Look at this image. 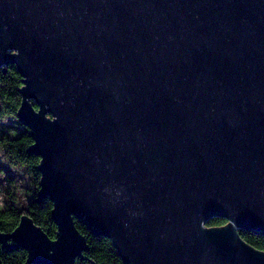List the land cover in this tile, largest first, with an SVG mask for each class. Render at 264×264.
<instances>
[{"label": "water", "instance_id": "obj_1", "mask_svg": "<svg viewBox=\"0 0 264 264\" xmlns=\"http://www.w3.org/2000/svg\"><path fill=\"white\" fill-rule=\"evenodd\" d=\"M11 63L57 233L2 247L74 264L76 218L124 264H264V0H0Z\"/></svg>", "mask_w": 264, "mask_h": 264}, {"label": "trees", "instance_id": "obj_2", "mask_svg": "<svg viewBox=\"0 0 264 264\" xmlns=\"http://www.w3.org/2000/svg\"><path fill=\"white\" fill-rule=\"evenodd\" d=\"M21 87L22 77L16 65L0 66V233L12 232L20 217L27 214L50 239H55L57 227L51 219L53 204L47 196H39L40 157L29 152L33 139L16 115L22 98ZM73 221L87 244L82 257H77L74 264H124L110 237L96 235L81 219ZM226 223L223 217L215 216L206 226ZM239 235L254 248L264 251V234L260 231L241 229ZM27 256V251L15 246L12 240L6 247L0 245L3 264H24Z\"/></svg>", "mask_w": 264, "mask_h": 264}, {"label": "rangeland", "instance_id": "obj_3", "mask_svg": "<svg viewBox=\"0 0 264 264\" xmlns=\"http://www.w3.org/2000/svg\"><path fill=\"white\" fill-rule=\"evenodd\" d=\"M8 119H6V121H7ZM0 201H1V196H0Z\"/></svg>", "mask_w": 264, "mask_h": 264}]
</instances>
